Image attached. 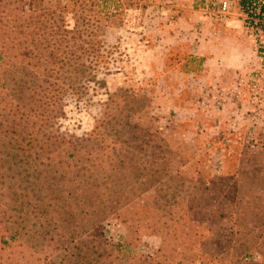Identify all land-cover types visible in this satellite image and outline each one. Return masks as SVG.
I'll use <instances>...</instances> for the list:
<instances>
[{
  "label": "rangeland",
  "instance_id": "374dc122",
  "mask_svg": "<svg viewBox=\"0 0 264 264\" xmlns=\"http://www.w3.org/2000/svg\"><path fill=\"white\" fill-rule=\"evenodd\" d=\"M240 2L0 0V264H264Z\"/></svg>",
  "mask_w": 264,
  "mask_h": 264
},
{
  "label": "built area",
  "instance_id": "2783aa9c",
  "mask_svg": "<svg viewBox=\"0 0 264 264\" xmlns=\"http://www.w3.org/2000/svg\"><path fill=\"white\" fill-rule=\"evenodd\" d=\"M230 7V3L228 1L222 2L220 5V13L225 14ZM262 7H264V0H255V4L252 7H247L248 13L247 19L248 23L253 26H261L264 24V12H262ZM264 27V25H263ZM261 54L264 55V46L261 47Z\"/></svg>",
  "mask_w": 264,
  "mask_h": 264
},
{
  "label": "trees",
  "instance_id": "16d2710c",
  "mask_svg": "<svg viewBox=\"0 0 264 264\" xmlns=\"http://www.w3.org/2000/svg\"><path fill=\"white\" fill-rule=\"evenodd\" d=\"M240 4L242 5L243 11L245 13H248L247 7H252L253 4H255V0H241ZM262 12H264V7H262ZM92 53H93L92 49L91 50L89 49L88 53H87V56L91 57ZM260 55H261V53H260ZM93 56H95V55H93ZM96 57L99 58V59L101 58L103 60V56H101V55L100 56H96ZM102 60H100V61H102ZM98 63H101V62H98Z\"/></svg>",
  "mask_w": 264,
  "mask_h": 264
},
{
  "label": "crops",
  "instance_id": "0c3cea01",
  "mask_svg": "<svg viewBox=\"0 0 264 264\" xmlns=\"http://www.w3.org/2000/svg\"><path fill=\"white\" fill-rule=\"evenodd\" d=\"M242 91V90H241Z\"/></svg>",
  "mask_w": 264,
  "mask_h": 264
}]
</instances>
